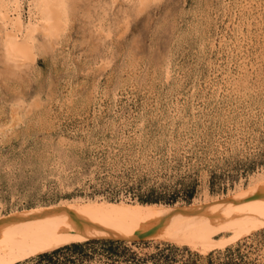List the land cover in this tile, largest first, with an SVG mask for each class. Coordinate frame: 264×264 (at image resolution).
Masks as SVG:
<instances>
[{
    "label": "rangeland",
    "instance_id": "rangeland-1",
    "mask_svg": "<svg viewBox=\"0 0 264 264\" xmlns=\"http://www.w3.org/2000/svg\"><path fill=\"white\" fill-rule=\"evenodd\" d=\"M30 1H19L23 26ZM63 8L61 31L37 26L20 67L6 59L0 20L1 219L95 198L188 205L264 174V0ZM14 107L21 119L10 126ZM229 230L204 253L103 239L13 264H264V224Z\"/></svg>",
    "mask_w": 264,
    "mask_h": 264
},
{
    "label": "bare ground",
    "instance_id": "bare-ground-1",
    "mask_svg": "<svg viewBox=\"0 0 264 264\" xmlns=\"http://www.w3.org/2000/svg\"><path fill=\"white\" fill-rule=\"evenodd\" d=\"M19 1L0 0L5 56L18 67L33 59L30 42L37 26L47 37H55L65 16L63 0H31L28 17L32 21L23 26ZM140 1L145 4L149 0ZM20 112L18 107L11 109L10 126L20 121ZM241 186L221 198L207 194L188 205L144 206L123 198L115 202L95 198L15 212L0 218V264H13L49 247L103 239L126 243L148 239L204 253L214 244L222 245L214 239L221 229L231 228L233 236L242 237L248 229L264 224V174L251 179L246 188Z\"/></svg>",
    "mask_w": 264,
    "mask_h": 264
},
{
    "label": "trees",
    "instance_id": "trees-1",
    "mask_svg": "<svg viewBox=\"0 0 264 264\" xmlns=\"http://www.w3.org/2000/svg\"><path fill=\"white\" fill-rule=\"evenodd\" d=\"M152 203H156V202H152ZM158 203V202H157ZM173 203V202H172Z\"/></svg>",
    "mask_w": 264,
    "mask_h": 264
}]
</instances>
